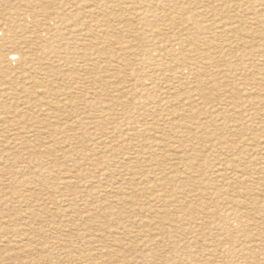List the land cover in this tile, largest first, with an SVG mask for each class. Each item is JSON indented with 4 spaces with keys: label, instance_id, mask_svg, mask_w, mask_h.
Returning a JSON list of instances; mask_svg holds the SVG:
<instances>
[{
    "label": "rangeland",
    "instance_id": "1",
    "mask_svg": "<svg viewBox=\"0 0 264 264\" xmlns=\"http://www.w3.org/2000/svg\"><path fill=\"white\" fill-rule=\"evenodd\" d=\"M110 1V15L102 14L101 8L95 9L96 17L109 23L110 28L101 29L93 19H87L93 30L106 33L94 34L100 44L97 46L88 42L83 29L73 32L84 17L82 14H86L83 9L90 5L89 0H0V48L9 59L7 69L0 71V105L17 114L4 115L7 124L0 128L18 125L15 131L0 130V231L11 232L7 238L0 237V264H34L32 261L38 257L35 251H41L38 241L24 247L27 242L21 236L31 228L39 237L51 236L50 242L75 238L79 251L94 257L92 264H264V242L258 240L260 234L264 235V154L251 147L258 143L263 146L264 119L252 118L247 109L236 107L235 121L242 125L240 132L227 130L224 123L234 125L230 120L235 116L224 113L215 124L222 131L213 135L194 137L171 130V124L179 122L173 117L174 111L187 114L184 117L192 116L193 122L200 124L216 119L222 112L208 114L202 103L195 108L180 104L178 96L187 95L176 74L182 68H165L168 57L159 62L152 46L144 47L128 33L137 23L125 21L132 20L135 13H144L148 0ZM161 1L157 0L155 8H151L148 20L152 24L153 14L164 17L175 12L176 6L162 5ZM18 4H22L20 11L16 9ZM257 4L241 0L239 7L227 5L230 12L226 10L224 17L235 15L231 11L235 9L237 14L246 15L229 21L228 26L232 24L231 28L241 34L255 26L252 11L262 6ZM30 10L36 16L29 13L22 20L21 15ZM53 19L64 23L54 26ZM257 26L264 27V22ZM36 29L43 34L37 45L28 37ZM241 43L245 47L239 55L252 50L253 42L248 38L242 37ZM261 43L264 40L258 45ZM121 46L124 51L116 60L113 52ZM105 47L110 53L102 55L100 50ZM85 50L95 53V58L86 57ZM12 55L19 59L10 60ZM22 55L33 58V62L40 61L23 64ZM214 68L219 69L218 65ZM220 69L229 74L226 68ZM141 83L149 88V93L140 90ZM5 90L14 96H2ZM224 90L236 91L230 87ZM147 98L159 103L151 100V105L142 109ZM65 103L66 109L60 113L56 104ZM125 103L128 108L134 106L132 113L124 111ZM227 103L238 106L241 101L228 98ZM140 109L139 113L135 111ZM153 115L161 118H152ZM136 119L146 124L144 129L134 125ZM72 122H77V126L64 130ZM23 144L40 158L24 154ZM164 144L181 146L185 153L164 151ZM100 157L108 162L104 169L98 165L104 164ZM146 158L158 164L155 166ZM191 162L194 165L189 167ZM75 163L80 169H75ZM218 167L238 171L224 175L223 171L216 173ZM62 169L69 171L75 182L72 191L61 184L66 177ZM239 171H246L247 175L242 177ZM176 175L184 179L170 190L161 188L162 176ZM244 190L252 191L247 196ZM70 195L77 196V212L62 216L65 208L61 202ZM32 210L37 217H32ZM50 222L59 228L57 236L51 232L45 235ZM45 244L43 251L47 250L40 253L44 255L42 264H67L60 259L58 247ZM111 253L118 256L115 262Z\"/></svg>",
    "mask_w": 264,
    "mask_h": 264
},
{
    "label": "bare ground",
    "instance_id": "2",
    "mask_svg": "<svg viewBox=\"0 0 264 264\" xmlns=\"http://www.w3.org/2000/svg\"><path fill=\"white\" fill-rule=\"evenodd\" d=\"M89 1H90V5L83 9V11H86V14L85 13L82 14V15H84V17L80 19L81 20L80 24L77 23L73 27V32L79 28L83 29V31L85 32L84 35L86 37H89V38H87V39H89L88 42H90V43L92 42L93 44H96L98 46L100 44L97 41L98 39L93 37L94 34L98 33L100 35L103 34V36H104L106 33H103L100 30H93L92 23H88L87 19H90V18L93 19L95 22H97L99 24V27L101 29H103L104 27L110 28L108 26L109 23L105 24L104 23L105 20H101V19L96 17L95 9L101 8L102 14L104 13L106 15H110L108 13V11H109V9L112 8V4H111L110 0H89ZM240 1L241 0H200V1L199 0H171V1L162 0L161 1L162 5L176 6L175 12L171 13L172 16L171 15H165L164 17L161 16L160 14H157V13L153 14L151 17L154 18L155 23L152 24L148 20V16L150 13H152L151 8H153V9L155 8V2H157V0H148L147 5H144V7H145L144 13H141L140 16H137L135 13V14H133L134 18L132 20H126L125 21V23H128L130 21L137 23V27H135L133 30H129L128 33L130 35H132L136 40H139L141 43H143L144 47H147V45L152 46L155 49V51L157 52L156 58L159 60V62L164 61L166 59L165 57L169 58V59H167L168 60L166 62L167 66L165 68H171V67L182 68L181 71L177 70L176 74L178 75V78L180 79V81H182L181 82V86H183L182 90L184 89L185 90L184 93H186L188 96L181 93L177 98V101H180V104L182 103L184 106H190L191 108H195V107H199L202 103L203 105H205L207 107V109H205V110L208 114L210 112L211 113H215V112L220 113L219 111L222 112L220 115L215 117L216 119H212V120L209 119L205 123L200 124V123L193 122L192 116L191 117H184L187 114L183 115L180 112L174 111L173 117L175 119L179 120V122L176 124H174V123L171 124V126H170L171 130L175 129L174 131L178 130V132L181 134H189V135L194 136V137L200 136V134H203V133H205V135H213L217 131H222V130H217L219 128H215V124L218 123V120L220 121V118L223 115V113L235 116L238 114V111H237L238 107H239V109H242V108L247 109L246 113L251 112L250 116L252 118H253V116H255V117L259 118L260 121H261V119H264V44L261 43L258 45L259 42L264 40V27L257 26L258 23L264 22V18H263L264 17V0H244L247 3H258L257 4L258 6L262 5L261 9H253V11H252V13L254 15V18H253L254 24L253 25H255V26L250 27L249 29H247V28L244 29L243 30L244 34L236 33L235 29L231 28L232 24H231V26H228V22L229 21L235 22L234 20L238 19L239 17L245 18L246 17L245 13L240 12L239 14H237L236 9H235V10H231V11H235V15H233V16L228 15L227 18L224 17V13L226 12V10L229 11V9H227V5L234 4L237 7H239ZM21 7H22V4H18L16 9L18 11H20ZM109 12L112 13V11H109ZM29 13L36 16L35 12L33 10H30L27 13L21 15V19L26 20ZM51 21L54 22V24H53L54 26H57V24L59 22L64 23L63 20L53 19ZM120 22L123 23L122 20H120ZM160 25H162V26H160ZM162 30L165 32H163ZM166 31L171 33L172 36L171 37L167 36L169 33H167ZM159 35L164 36V37L162 38ZM42 36H43V34L40 33V31H38L36 29V30H33L32 33L29 34L28 37L31 41H34L35 45H37L39 43V41L42 39ZM242 37L248 38L251 42H253V44H252V50L251 51L247 52L244 55H239L240 49L242 47H245V44L241 43ZM132 48H135V47H132ZM123 49H124V46H121V48L119 49L118 52H113L114 53V59H116V60L121 59L120 53H122L124 51ZM1 51H2V48H0V71L7 69V67H8L7 63L9 61V59L7 57H5L4 54H1ZM100 51H101L102 55H107L110 53L109 50L107 51L106 47L102 48ZM105 53H107V54H105ZM84 55L86 57H89V58H92V57L95 58L94 57L95 53L90 54L88 50H85ZM11 59H19V58L17 57V55H12V57H10V60ZM29 60H30V62H29ZM21 61L23 64H32L35 62H39L40 60L36 59V61L33 62V58L32 59L27 58L25 55H22ZM94 65H97V64L94 63ZM171 65H174V66H171ZM215 65H218L219 69H216V68L212 69V67ZM221 67L226 68L228 70L227 72H229V74H226V71L221 70L220 69ZM31 68L32 67H30V69ZM85 68H86V66H83V65L81 66L82 70H85ZM21 69H22V67H21ZM161 69H163V68H161ZM185 72H187V76L185 75ZM250 75H254L255 79H253ZM231 79L233 81H231ZM138 87H140V90L145 92V93L150 92L149 88L148 89L145 88V84H143V83H141V85ZM228 87H230V89H232V90L235 89L236 91L234 93H230V91L224 90V89H228ZM3 88H4V86H3ZM23 89L25 90V88H23ZM51 89H47V90L51 91ZM186 89H189V92ZM228 93H230L231 95L228 96ZM4 94L5 95L10 94V95L14 96L13 92L10 91V93H9L7 90H5V92L4 91L2 92V96H4ZM121 97H123V96H121ZM91 98H93V97H91ZM135 98H137V97H135ZM228 98L229 99L232 98V100L235 102L241 101V104L236 106V105H233L232 103H227ZM151 100L153 102L159 103V101L157 102L156 99H154V98H152V99L147 98L145 101L146 105H143L142 109H145L146 106L151 105V103H150ZM158 100H159V98H158ZM111 102L114 103V101H112V100H111ZM210 102H213V103H210ZM116 105H118V104H116ZM65 106H67V103H65V105L56 104V109L60 113H64V111L66 109ZM107 107H109V106H107ZM132 107H134V106H131L128 108L127 103H125L124 111L126 113H132V111H133ZM142 109L135 110V111H137V112L142 111ZM190 112H192V111H189L188 113H190ZM11 113H14L13 114L14 116L17 115L16 112H14V111L11 112V110H9V109L8 110L3 109L2 105H0V120H2L3 118H7L8 115H10ZM155 113H159V112L156 111ZM241 113L244 114L245 111H243ZM4 115H7V117H5ZM163 117H165V115H163ZM236 117L237 116L232 117V119L230 120V121L235 123L234 125H230L227 122L224 123L225 125L228 126L227 130H232V132H233V130L236 132H240L242 130V125L235 121ZM152 118H161V115H153ZM171 122H172V120H171ZM0 124H2V125H0V127H3L4 125L7 124V121H5L3 119L2 121H0ZM77 124H78L77 122H72L71 124H67L64 126V128H65L64 130H66V131L67 130H73L77 126ZM134 125L139 126L143 129L146 126V124L143 123L142 120L140 121L139 119H136V121L134 122ZM17 127H18L17 124L12 123V124L7 125L4 128H0V130L1 131H8V132L9 131H15V130H18ZM220 128L226 129L225 127H220ZM157 131H161V130H156V132ZM159 135H160V132H159ZM138 136H139L138 134H135V137H138ZM220 144H221V142H220ZM242 144L244 145L243 142H242ZM252 146L254 147L253 151H255V149H260L259 153L264 154V142H263V146H261V143H258L257 145H251V147ZM162 147H163L164 151H167V152L185 153V151L182 152L180 150V149H184V148H182L181 146H174V144L173 145L164 144ZM203 148H204V146H203ZM22 149H23L22 151L24 152V154H27L32 158H40L38 156L37 152H32L31 150L25 148L24 144H23ZM226 149H228V148H226ZM42 153H44V152H42ZM45 154H44V156H46ZM66 154L67 153H64L63 155H66ZM162 155H164V154H162ZM149 156L153 157L154 155L153 156L149 155ZM188 156H190V155L188 154ZM69 157L71 158V156H69ZM100 158H102V157H100ZM183 159H184V157H183ZM146 160H147V158H146ZM175 161H177V160H175ZM34 162L37 164V167H39V169H40L41 165H40L39 161L36 159ZM101 162L104 164L98 163V165L103 166V169H104V165H107L108 162L105 163L104 159L101 160ZM124 162H126V161H124ZM144 162H146V161H144ZM148 162H151V164H153L155 162L154 165L158 164L156 161H148ZM189 164L191 165L189 167H192L194 165L193 162H191ZM45 165H46V163H45ZM252 165H253V163H252ZM74 166H75V169H80L79 163H75ZM175 166H177V165H175ZM178 166H180V165H178ZM24 167H26V166H24ZM49 168H50V165H49ZM250 170H251V168H250ZM62 171H63L62 174H65L66 177H64L62 179L61 184L63 185V187L65 189L69 188L70 191H72L73 189H75L73 187L75 182H74V180H72V177L69 176V174H70L69 171H67L65 169H62ZM222 171L224 172V175H225V173H228L229 171H231V173H234L238 170L231 169V168L220 169L218 167L216 173H221ZM31 172H32V170H31ZM239 172L241 173L242 177H244V175H247L246 171H239ZM116 173H117V171H116ZM125 175H129V173L125 174ZM25 176H27V175H25ZM183 179L184 178L181 179V177L179 175H176L172 178H166L165 176H162L160 178V180L163 181L161 188L170 190V189H172V186H176L175 185L176 182H178L179 180L182 181ZM117 180H118V178H117ZM144 181H146V180H144ZM142 183H144V182H142ZM149 183H150V180H149ZM167 191H165V192H167ZM251 191L252 190H247V191L244 190V194H246L248 196V195H250ZM76 199H77V196H75V195L65 196V199H63V201L61 202L63 204L62 208H65V209L61 212L60 215L63 216V214H65V216H68L70 213L77 212L76 211ZM252 200H253V198H252ZM235 204H237V202H235ZM249 205H251V203ZM245 208H248V207H245ZM60 209L61 208L57 209V211H59ZM191 209H192V207H191ZM191 209L189 210V212L192 214ZM238 209H239V207H238ZM258 210H260V208H258ZM248 211H250V209ZM30 214L32 215V217H37V214H36V212H34V210L30 211ZM236 219L238 220L239 218L236 217ZM237 223H238V221H237ZM159 226L156 227L157 230L161 229V228H159ZM55 227H57V226L52 224L51 222L48 223L47 230H45V233H46L45 235H48L47 232H51L53 234H56V236H57L58 235L57 229H59V228H55ZM102 229H105V228H102ZM5 231L6 230H4V229H2L0 231V237L7 238L8 235L11 233L10 231H8V232H5ZM67 232H68V230H67ZM74 234L76 235V233H74ZM99 235H100V233H99ZM110 235L112 236L111 232H110ZM21 236L25 240L24 243L27 242V244L24 247H27L28 244L29 245L35 244L38 241V243L36 245H37V248L41 249L40 253L41 252L44 253L47 250L46 249L45 251H43L45 248L44 246L46 245L45 243H49L50 246H52V247H54V246L58 247L57 252L59 254L60 259L67 264H92L90 261L94 257H92V256L90 257L89 254L79 251V247L77 246V240L73 237L72 238L69 237V239L65 240L64 242H62V241L50 242L51 236H48V239H45L41 236L39 237V235H37V232L35 230H33L32 228L25 230ZM259 236L260 237L258 238V240L264 242L263 233L260 234ZM53 237H54V235H53ZM246 237L250 238V235L247 233ZM111 240H112V237H111ZM89 243H91V244L93 243L92 239L89 241ZM257 248H258V245H257ZM247 249H249V248L247 247ZM26 252H27V255H29L30 252L29 251H26ZM113 252H114V250H113ZM118 252H120V250ZM35 253H36V255H38V257L36 260H34L32 262L34 264L44 263L43 262L44 261V258H43L44 255L40 254V253L37 254L36 251H35ZM110 255L112 256L111 257L112 259L115 257L118 258V256H115L113 253H111ZM188 255H190V254H188ZM121 256H120V258H121ZM19 257L20 256H15L14 258H19ZM115 260H116V258L114 259V262H115ZM96 261H97V259H96ZM118 262H120V261H118ZM246 264H248V263H246Z\"/></svg>",
    "mask_w": 264,
    "mask_h": 264
}]
</instances>
